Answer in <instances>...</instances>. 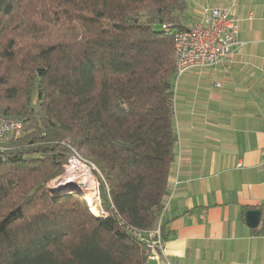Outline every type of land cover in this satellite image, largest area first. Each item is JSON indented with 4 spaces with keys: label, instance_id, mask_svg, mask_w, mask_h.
Returning <instances> with one entry per match:
<instances>
[{
    "label": "trees",
    "instance_id": "trees-1",
    "mask_svg": "<svg viewBox=\"0 0 264 264\" xmlns=\"http://www.w3.org/2000/svg\"><path fill=\"white\" fill-rule=\"evenodd\" d=\"M187 10L188 0H0V116L24 124L0 150V264H148L150 233L160 225L169 239L174 32ZM73 153L97 168L95 204L49 187Z\"/></svg>",
    "mask_w": 264,
    "mask_h": 264
},
{
    "label": "crops",
    "instance_id": "crops-1",
    "mask_svg": "<svg viewBox=\"0 0 264 264\" xmlns=\"http://www.w3.org/2000/svg\"><path fill=\"white\" fill-rule=\"evenodd\" d=\"M206 8L232 12L238 45L227 63L176 82L169 239L148 264H264V0H188L185 26ZM251 210L262 212L257 229Z\"/></svg>",
    "mask_w": 264,
    "mask_h": 264
},
{
    "label": "built area",
    "instance_id": "built-area-1",
    "mask_svg": "<svg viewBox=\"0 0 264 264\" xmlns=\"http://www.w3.org/2000/svg\"><path fill=\"white\" fill-rule=\"evenodd\" d=\"M238 30L239 21L232 12L219 8H206L203 18L199 22L177 29L174 32L176 82L190 70L216 68L227 63L233 55L234 48L238 45ZM23 128L24 124L21 121L0 116V150H3L10 138L19 136ZM262 168L264 169V164ZM96 171L97 168L93 164H90L79 154L73 153L64 165L62 175L52 181L49 187L50 189L75 187L73 189L86 198L89 196L88 201L95 204L99 202V180ZM94 174H96V178ZM73 183H77L80 187L73 186ZM70 185L72 187H69ZM170 197L171 195L167 199L166 206ZM166 206L161 216V222ZM134 234L140 235L136 232ZM149 237L147 255L151 259H159L165 246L160 235V225L157 230L150 233ZM165 264H169V262H165Z\"/></svg>",
    "mask_w": 264,
    "mask_h": 264
},
{
    "label": "water",
    "instance_id": "water-1",
    "mask_svg": "<svg viewBox=\"0 0 264 264\" xmlns=\"http://www.w3.org/2000/svg\"><path fill=\"white\" fill-rule=\"evenodd\" d=\"M73 186L80 187L77 183H73ZM64 190V188L54 189ZM262 218V212L260 210H251L246 213V224L250 229H257L260 226Z\"/></svg>",
    "mask_w": 264,
    "mask_h": 264
},
{
    "label": "rangeland",
    "instance_id": "rangeland-1",
    "mask_svg": "<svg viewBox=\"0 0 264 264\" xmlns=\"http://www.w3.org/2000/svg\"><path fill=\"white\" fill-rule=\"evenodd\" d=\"M21 137H22V133H21L19 136H17V137L14 136V137L10 138V140H12V139H16V138L19 139V138H21ZM10 140H9V141H10ZM9 141H8V142H9ZM94 177L96 178V174H94ZM69 187H72V186L70 185ZM69 187H67V188H69ZM73 188H75V187H73ZM69 189H72V188H69ZM95 191H96V193H97V190H95ZM92 192H93V191H92ZM92 194H93V193H92ZM87 198H89V196H88ZM90 200H91V198H90ZM88 202H89V201H88ZM93 206H94V205H93ZM91 209H92V208H91ZM95 209H96V208H95ZM96 210H98V209H96ZM150 260H151V259H150Z\"/></svg>",
    "mask_w": 264,
    "mask_h": 264
},
{
    "label": "bare ground",
    "instance_id": "bare-ground-1",
    "mask_svg": "<svg viewBox=\"0 0 264 264\" xmlns=\"http://www.w3.org/2000/svg\"><path fill=\"white\" fill-rule=\"evenodd\" d=\"M91 208H92L91 210H92L94 215L100 214L99 211L94 208L93 204L91 205Z\"/></svg>",
    "mask_w": 264,
    "mask_h": 264
}]
</instances>
